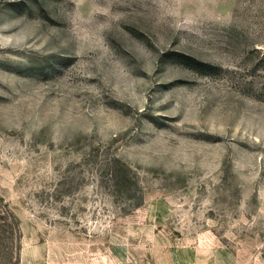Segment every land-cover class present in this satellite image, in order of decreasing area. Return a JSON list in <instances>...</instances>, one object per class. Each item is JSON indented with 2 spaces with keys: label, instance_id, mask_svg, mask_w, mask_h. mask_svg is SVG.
<instances>
[{
  "label": "rangeland",
  "instance_id": "rangeland-1",
  "mask_svg": "<svg viewBox=\"0 0 264 264\" xmlns=\"http://www.w3.org/2000/svg\"><path fill=\"white\" fill-rule=\"evenodd\" d=\"M0 264H264V0H0Z\"/></svg>",
  "mask_w": 264,
  "mask_h": 264
}]
</instances>
